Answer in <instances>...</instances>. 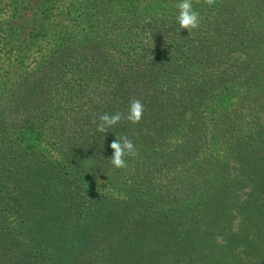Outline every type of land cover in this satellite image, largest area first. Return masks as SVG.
I'll use <instances>...</instances> for the list:
<instances>
[{
    "label": "trees",
    "instance_id": "obj_1",
    "mask_svg": "<svg viewBox=\"0 0 264 264\" xmlns=\"http://www.w3.org/2000/svg\"><path fill=\"white\" fill-rule=\"evenodd\" d=\"M180 2L0 0V264H264V0Z\"/></svg>",
    "mask_w": 264,
    "mask_h": 264
},
{
    "label": "clouds",
    "instance_id": "obj_2",
    "mask_svg": "<svg viewBox=\"0 0 264 264\" xmlns=\"http://www.w3.org/2000/svg\"><path fill=\"white\" fill-rule=\"evenodd\" d=\"M207 6H213L216 0H204ZM178 15L176 22L179 25V30H187L190 34L199 28L201 18L199 13L194 9L192 0H181L177 5ZM144 106L138 99H133L130 102L127 114L116 112L114 114H102L99 117L97 132L107 133L109 129L117 125L122 120H126L132 124H138L143 117ZM110 148L113 150V155L108 159L115 169H124L127 167V157L137 155L134 143L125 137L114 140Z\"/></svg>",
    "mask_w": 264,
    "mask_h": 264
},
{
    "label": "rangeland",
    "instance_id": "obj_3",
    "mask_svg": "<svg viewBox=\"0 0 264 264\" xmlns=\"http://www.w3.org/2000/svg\"><path fill=\"white\" fill-rule=\"evenodd\" d=\"M195 1H197V0H195ZM192 3H194V0H192ZM258 117H260L259 121H261L263 124L264 123V114H259Z\"/></svg>",
    "mask_w": 264,
    "mask_h": 264
}]
</instances>
